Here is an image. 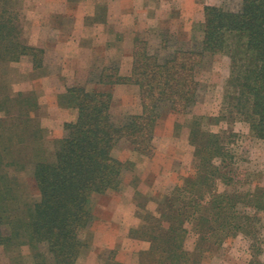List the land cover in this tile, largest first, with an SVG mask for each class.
<instances>
[{
  "label": "trees",
  "instance_id": "obj_1",
  "mask_svg": "<svg viewBox=\"0 0 264 264\" xmlns=\"http://www.w3.org/2000/svg\"><path fill=\"white\" fill-rule=\"evenodd\" d=\"M21 4L0 0V246L6 252L22 257L28 248L33 264H76L87 247L82 233L94 220L93 197L119 190L131 165L118 159L115 149L127 141L138 155L154 157L163 110L186 115L197 105L198 72L208 54L230 58L231 112L264 140V0H242L238 11L206 6L198 48L161 57L138 38L130 76H121L118 64L111 63L96 81L105 90L68 88L58 103L77 116L65 123V134L51 155L44 146L46 130L36 125L39 95L32 91L13 96L8 81L11 64L24 58H31V74L46 75L40 73L45 51L29 44ZM121 84L139 88L141 112L117 123L113 89ZM201 120L195 118L190 131L196 173L160 203L161 217L145 219L139 233L150 247L140 252L139 264H198L207 251L240 234L252 241V264H264L256 216L264 212V188L229 190L236 183L235 156L224 136L205 130ZM29 165L39 199L25 205L21 183L9 169L23 171ZM188 225L197 235L196 252L186 248Z\"/></svg>",
  "mask_w": 264,
  "mask_h": 264
},
{
  "label": "rangeland",
  "instance_id": "obj_2",
  "mask_svg": "<svg viewBox=\"0 0 264 264\" xmlns=\"http://www.w3.org/2000/svg\"><path fill=\"white\" fill-rule=\"evenodd\" d=\"M65 1L22 0L19 10L25 34L30 45L46 51V47L39 45L46 39L45 46L53 49L56 40L61 42L73 35L74 22L80 11H84L86 6H89V10L94 9L95 16H88L85 20L87 28L81 33L75 30L74 35L80 37L82 48L77 53L78 58L91 65L87 73L84 74L81 67L78 76L66 77L59 60L61 54L50 53L47 63L44 56V66L40 71L42 74L56 75L55 81L49 80L46 83L48 91H44L45 84L40 80L42 78H37L39 73H30L33 66L31 58L11 64L8 76L13 96L31 90L41 94V99H38L44 107L38 100L43 108L40 107L36 114V125L50 124L44 134V146L50 155L55 151L58 139L65 134L66 121L77 116V112L72 109L51 111L52 95L56 97L65 94L68 88L74 86L105 90L104 86L96 84L99 71L104 64L109 65L111 62L121 61L126 66L127 61L123 59L133 53L134 43L138 38L148 41L153 52L161 57L169 56L178 49H196L203 39L206 6L233 11L240 10L242 6V0H117L116 6L111 4L109 23L108 0H89V5H86L85 0ZM65 4L70 7L67 14L63 13ZM119 4H123L122 9ZM51 5H55L58 12L52 19L45 15L52 9ZM138 8L143 11L137 12ZM62 52L64 53L63 48ZM72 55L76 54L72 52ZM75 62L76 59L70 62L71 69ZM230 75L231 60L228 56L207 55L198 72L201 84L197 105L186 115L169 108L163 110L156 127V151L153 158L138 155L127 141L119 144L114 155L131 165L123 176L119 190L93 197L94 220L82 233L87 247L76 264H139L140 252L150 247V243L142 239L139 233V229L146 224L145 219L150 215L161 217L158 211L160 203L165 202L166 197L177 186L196 173L195 146L190 138L195 118H202L205 130L222 134L235 156L233 169L236 183L229 190L248 193L258 187L264 188V140L254 136L250 125L231 112L230 97L234 90L228 84ZM3 87L9 92V86ZM54 89L55 95L54 92L51 96L46 94ZM56 90L64 92L56 93ZM113 91V116L117 123H121L129 115L141 112L137 86L121 84V89L117 90L115 87ZM2 116L0 113V118ZM30 151L31 149H26V154H30ZM32 169L31 165L23 171L15 167L9 169L10 175L16 178L17 173H24L21 192L25 205L39 199ZM224 189V186H220L221 191ZM256 216L262 250L259 259L264 263V212H258ZM188 228L190 234L186 248L190 252H196L197 235L192 230V225H188ZM251 244L252 241L247 236L240 234L207 251L198 264H252ZM21 256L8 253L0 246V264H33L28 248L22 250Z\"/></svg>",
  "mask_w": 264,
  "mask_h": 264
},
{
  "label": "crops",
  "instance_id": "obj_3",
  "mask_svg": "<svg viewBox=\"0 0 264 264\" xmlns=\"http://www.w3.org/2000/svg\"><path fill=\"white\" fill-rule=\"evenodd\" d=\"M85 1H86L85 2L86 5H89L90 1L89 0H85ZM65 2H67V0ZM108 2H109V17H108V21L110 23V20H111V15H110L111 14V4H114L116 6V3H118V2H117V0H108ZM119 5H120V9H122L123 4H119ZM51 6H53L52 9L49 11V13H46L45 15L46 16L48 15L49 18L51 17V19H52L53 15L56 16V14H58V12L54 8L55 5H51ZM138 7H139V5H138ZM69 9H70V7H68V5L65 4L64 5V10L65 11L63 13L67 14L69 12ZM140 10L141 9L138 8V11L137 10L136 11L140 12ZM141 11H143V10H141ZM95 14H96V11L94 12V9L89 10V6H86V9H84V11H82V12L80 11L79 14L77 15V18H76V20L74 22V29L78 33L83 32L87 28L86 24H85L86 18L88 16H92L93 17V16H95ZM52 26H54V25H52ZM50 27H51V25H50ZM46 28H47V26H46ZM75 30H74L72 36H69L68 38H65L63 41L60 42V41L56 40L53 49L47 48V46H45L46 45L45 44L46 39L44 40L45 42L41 41L40 44H39L40 47H43V48L46 47V51H45L46 63L49 61L48 54H50V53L51 54H55V55H58V53L61 54V57L59 58V60H60V63L62 64L63 75H65L66 77H73V78L75 76L79 75L78 73H79V70L81 69V67H82V71L84 72V74H86L87 70L90 69V67H91L90 64H86L84 62V59L78 58L79 56L77 55V53L79 54V52H80V50H82V48L80 46V44H81L80 43V37L74 36V35H76L75 34L76 33ZM61 46H63V47H61ZM62 48H63L64 53L62 52ZM72 52H74L76 55H72ZM73 59H76V62L74 63V68L71 69V67H70L71 63L70 62H72ZM123 60L127 61L126 66L121 61H118L116 64H118V66L120 67V75L123 76V77H127V76H130V73H131L132 64H133V53H131L130 56L127 55ZM57 64H59V62ZM105 66H107V65L104 64L103 67H105ZM32 71H33V66L31 68L30 73ZM55 77H56V75H53L51 73L50 75L46 74L44 77H42V79H40L45 84V87H44V91L45 92L48 91V89L46 87V83L49 82V80L50 81L51 80L55 81L56 80ZM115 87H116L117 90L121 89V85H117ZM115 87H114V89H115ZM54 91H55V89L54 90H50V92H47L46 94H50V96H51ZM30 92H32V90ZM63 92L64 91H62V92L61 91L60 92L57 91L56 93H63ZM19 93L27 94L29 92H19ZM113 93H114V91H113ZM38 95H39V97L41 99V97H42L41 94H38ZM54 95H55V92H54ZM40 99H38V100L40 102V105H42ZM58 102H59V96L58 95H56V97L53 96V95H52V97H50V110L51 111H53V110H59L60 111L61 109H62V111H63V109L66 110L63 107H60ZM42 106H40V107L43 108L44 106L43 107ZM113 107L114 106L112 105V114H113ZM74 119H76V118H71L70 120H67L66 123L74 121ZM51 121L53 122V118H52ZM48 125H50V124H48ZM48 125H47V123L42 124L41 128L46 130ZM60 137L61 136H58V138H60ZM17 178H18L19 182L22 183L23 182V178H24V173H21V172L17 173Z\"/></svg>",
  "mask_w": 264,
  "mask_h": 264
}]
</instances>
